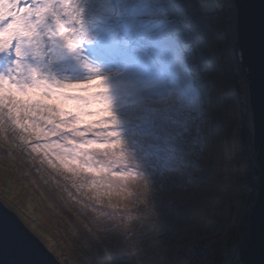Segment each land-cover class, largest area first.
I'll return each mask as SVG.
<instances>
[{"label": "snow or ice", "instance_id": "snow-or-ice-1", "mask_svg": "<svg viewBox=\"0 0 264 264\" xmlns=\"http://www.w3.org/2000/svg\"><path fill=\"white\" fill-rule=\"evenodd\" d=\"M202 31L186 0H0V136L11 134L26 155L97 204L115 207L114 195L143 188L144 214H155L149 228L170 229L157 200L196 182L199 166L187 157L199 156L207 140L208 89L196 55L206 60ZM174 211L197 215L186 203ZM140 227L123 232L118 252L89 245L87 264H128L126 257L146 264ZM9 229L32 247L36 264H46L0 217V230Z\"/></svg>", "mask_w": 264, "mask_h": 264}, {"label": "rangeland", "instance_id": "rangeland-1", "mask_svg": "<svg viewBox=\"0 0 264 264\" xmlns=\"http://www.w3.org/2000/svg\"><path fill=\"white\" fill-rule=\"evenodd\" d=\"M207 3L209 7L203 0H186V11L201 22L203 29L206 60L200 61L198 51L196 55L208 89V116L202 129L207 140L199 156L190 152L187 157L199 166L192 170L196 182L187 190L161 193L157 200L160 218L171 225L170 229L149 228L155 214H144L145 203L140 202L145 200L143 188L114 195L115 207H109L107 201L97 204L83 194L77 195L46 166L26 155L11 134L0 136V201L61 264H87L91 259L87 255L89 245L107 244L114 252L120 251L118 242L123 232L137 224L141 225L139 243L147 253L139 258L146 264H187L185 246L193 250L199 245L211 252L203 264H211L214 256L221 255L222 246L225 255L230 243L236 247V233L228 232L230 222L240 226L246 219L245 209L259 178L255 175L258 166L252 145V112L246 85L241 87L243 93L237 90L234 75L227 68L231 64L228 43L233 54L238 39L233 0ZM196 135L193 128L189 149L191 137ZM226 151H231L230 159L225 157ZM181 203L196 209L194 219L175 214ZM211 208H215L214 215H209ZM205 221L211 223L202 226ZM131 246L124 243L125 249ZM125 259L133 264L137 257Z\"/></svg>", "mask_w": 264, "mask_h": 264}, {"label": "water", "instance_id": "water-1", "mask_svg": "<svg viewBox=\"0 0 264 264\" xmlns=\"http://www.w3.org/2000/svg\"><path fill=\"white\" fill-rule=\"evenodd\" d=\"M233 3L238 37L235 47L242 53L252 112L253 153L258 166L255 174L260 177L259 192L247 216L245 239L238 254L243 264H264V0H233ZM3 216L39 248L46 264H61L0 201V217ZM38 259L31 246L18 240L14 230H0V264H36Z\"/></svg>", "mask_w": 264, "mask_h": 264}, {"label": "built area", "instance_id": "built-area-1", "mask_svg": "<svg viewBox=\"0 0 264 264\" xmlns=\"http://www.w3.org/2000/svg\"><path fill=\"white\" fill-rule=\"evenodd\" d=\"M236 59L237 63L241 62V52L239 50H235L234 52V58ZM235 84L241 85L242 84V80H240V78L236 77L234 79ZM256 186V185H255ZM254 186V187H255ZM259 178L257 181V186L256 189L254 190V192L251 194L250 198H249V202L247 203L246 206V218L247 215L249 214V212L251 211V207L254 203V196L258 193L259 191ZM245 219V218H244ZM248 225V222L246 221V219L244 220L243 223H241L240 226L235 227L234 225H232L231 227H229L228 232L231 234H235L237 235V240H236V247L233 249L232 245L233 243L229 244V247H231V249L228 251V253L225 255H220V256H216L214 258H212V262L211 264H243L242 261L240 260L239 257V248L242 244H240L239 242L245 239V230L246 227ZM243 239V240H242ZM211 252H208L206 250H204V248L199 245V247L197 246L195 249L191 250L189 252V256H191V260L189 262V264H203L204 262H206V260H208L210 258Z\"/></svg>", "mask_w": 264, "mask_h": 264}, {"label": "trees", "instance_id": "trees-1", "mask_svg": "<svg viewBox=\"0 0 264 264\" xmlns=\"http://www.w3.org/2000/svg\"><path fill=\"white\" fill-rule=\"evenodd\" d=\"M203 2H204V5L205 6H208V5H206V4H208L207 2H208V0H203ZM209 7V6H208ZM216 7H218V6H216ZM225 10H226V7H225ZM227 35H228V32H227ZM228 49H230V51L232 50L230 47H229V45H228ZM229 59H230V65L228 64V70H229V73L230 74H233L234 76V78H236V77H238V78H240V80H241V76L239 75V73L237 72V70H236V68H235V62H234V59L231 57V56H229L228 57ZM233 77H232V80H233ZM233 83H234V86H236L235 85V81L233 80ZM244 85V83H243V80H242V84L241 85H238V86H236V87H238L237 89H239V91L240 92H242L243 93V91L241 90V87ZM244 138V137H243ZM242 148H244V146H242ZM241 152L242 153H245L244 151H243V149L241 150ZM8 185H9V183H7V186L6 187H8ZM232 204V203H231ZM234 210V209H233ZM231 221V220H230ZM232 225H234L235 227L237 226V224L236 223H233L232 221L230 222V226L229 227H231ZM185 258H186V260H187V264H189V262H190V260H191V256H189V252L188 253H186L185 255Z\"/></svg>", "mask_w": 264, "mask_h": 264}, {"label": "clouds", "instance_id": "clouds-1", "mask_svg": "<svg viewBox=\"0 0 264 264\" xmlns=\"http://www.w3.org/2000/svg\"><path fill=\"white\" fill-rule=\"evenodd\" d=\"M228 45H229V43H228ZM234 52H235V50H239L240 52H241V50L239 49V48H237V47H235V45H234ZM234 52H233V54H232V50L230 51V56L232 57V58H234ZM234 62H235V64H236V66H237V68H238V70H239V75L241 76V80H243V83L246 85V80H244V71H245V69H243V67H242V62H243V59H242V53H241V62H239V63H237V61H236V59H234ZM236 85V84H235ZM237 86V85H236ZM246 87H247V85H246ZM236 88H238V87H236ZM238 90V89H237ZM255 175H257V174H255ZM257 177H259L258 175H257ZM259 182H260V177H259ZM259 192V191H258ZM257 195V194H256ZM255 195V196H256ZM255 196H254V198H255ZM254 202H255V200H254ZM254 204V203H253ZM253 206V205H252ZM247 219V218H246ZM220 256V255H219ZM214 257H216V256H214ZM213 257V258H214Z\"/></svg>", "mask_w": 264, "mask_h": 264}]
</instances>
